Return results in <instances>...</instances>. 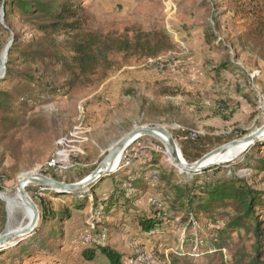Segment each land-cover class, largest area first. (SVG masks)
Wrapping results in <instances>:
<instances>
[{
  "label": "rangeland",
  "instance_id": "1",
  "mask_svg": "<svg viewBox=\"0 0 264 264\" xmlns=\"http://www.w3.org/2000/svg\"><path fill=\"white\" fill-rule=\"evenodd\" d=\"M5 1L0 0V93L22 90L30 98L18 106L12 122L5 123L9 117L0 112L6 126L0 129L1 193L15 196L19 181L29 175L79 182L122 138L141 128H165L190 160L264 125V61L251 46H239L252 23L246 13L250 0H83L90 29L117 35L136 27L165 31L177 47L157 59L162 70L148 67L145 59L115 57L118 67L104 82L72 90L64 89V77L46 71L40 60L24 61V43H34L39 34L20 15L6 20ZM15 45L18 55L8 65ZM26 72L32 73L34 84L22 78ZM224 103L229 105L228 120L216 116ZM77 127L83 142L69 145V158L59 165L64 170L50 168L61 150L59 142L71 138ZM242 153L217 165L224 167L219 174L212 166L195 176L177 168L161 142L142 137L126 150L115 173L76 193L84 209L66 223L59 221L64 198L29 184L26 191L39 207L41 201L51 203L48 217L42 219L40 207L36 231L0 252V264H110L99 251L94 261L84 259L86 247L98 245L119 253L123 264H251L257 256L253 228L228 230L235 216L231 209L228 216L214 219L202 212L196 221L175 191L193 179L212 184L237 178L264 192V170L255 166L264 159V149ZM95 187L101 197L116 196L111 210L109 203L97 210L90 194ZM151 216L161 225L143 233L140 220ZM258 217L264 231L263 208ZM22 219L20 211L11 216L0 200V235ZM262 243L259 261L264 264V233ZM212 245L222 248L209 254L215 251L207 252ZM25 252L30 255L23 256Z\"/></svg>",
  "mask_w": 264,
  "mask_h": 264
},
{
  "label": "trees",
  "instance_id": "2",
  "mask_svg": "<svg viewBox=\"0 0 264 264\" xmlns=\"http://www.w3.org/2000/svg\"><path fill=\"white\" fill-rule=\"evenodd\" d=\"M82 1H5L6 20L10 16L20 15L25 23L32 26L33 30L39 34L38 39L34 43H24V61L36 63V60H40L46 71H52L57 78L64 77V89L92 88L97 84L100 85L118 67L115 57H121L123 61L158 59L166 53L174 51L177 47L176 43L165 31H146L141 27H136L133 30L127 29L122 35L103 34L94 31L89 26L90 15L84 7H81ZM250 3V9L246 13L248 17L252 18V23L243 37H241L239 46L242 49L247 48L248 45L251 46L252 50L257 52L259 58L264 61V0H250ZM15 47L17 45L13 46L11 50L8 65L13 63V56L18 55L13 53ZM21 48L22 46L18 47V53L22 50ZM8 75H11L10 70ZM22 78L30 84H34L36 81L31 72H26ZM30 84L27 83V85ZM55 90L58 91L59 89ZM0 96L3 98L0 101V112L9 117L5 120L6 123L8 121L12 122V116L16 114L18 106L27 103L30 93L25 95L22 90H16L13 95L12 93L2 92ZM245 98L250 103L252 102L251 99ZM228 106L227 103H224L223 107H220V110L216 113V116H221L228 120L229 118L225 114ZM5 123L0 120V129L6 128V126L2 125ZM258 148L264 149V140L253 147H249V150H257ZM212 149L187 161L194 162ZM245 156H249V153ZM255 162L256 168L264 170V159L256 160ZM235 164H239L238 161ZM223 168V166H216L211 170L218 169L216 174H219ZM207 171L205 170L202 174H207ZM53 178L57 179L55 176ZM58 181L77 183L59 179ZM197 184H200V186L197 187ZM97 189L99 187L93 188L90 193L92 198L97 200L95 204L97 210L107 203L110 204L108 209L111 210V201L116 196L112 193L109 196L101 197L97 193ZM175 191L178 199L182 201V208H187L189 215L196 221H198V217L202 212L214 219L215 216H228L227 210H233L235 216L230 217L228 230L246 229L250 231L253 228L257 237V256L251 261V264H263L259 261L263 244V220L258 217V208L264 209L263 191L252 189L244 180L237 178L212 184H201L198 179H193L189 185L176 186ZM52 194L57 197L62 196L65 200V208L61 216H59L61 223L69 222L75 212L83 211L84 203L80 199L75 198L77 197L76 193L61 194L52 192ZM90 194L82 193L81 195L88 199ZM71 198L74 200H71ZM40 207L42 219L45 221L48 217L51 203L41 201ZM193 213H195L194 216ZM160 225L161 221L156 216L140 220V228L146 234L153 233ZM217 247L219 250L216 249ZM212 248L215 251L209 254L218 253L222 247L220 245H212L207 249V252ZM5 249L0 248V252ZM97 251L104 255L110 264H123L119 253L110 247L101 245L95 248L86 247L83 252L84 259L94 261L97 257ZM29 255V252L23 254L25 257Z\"/></svg>",
  "mask_w": 264,
  "mask_h": 264
},
{
  "label": "water",
  "instance_id": "3",
  "mask_svg": "<svg viewBox=\"0 0 264 264\" xmlns=\"http://www.w3.org/2000/svg\"><path fill=\"white\" fill-rule=\"evenodd\" d=\"M3 75L4 72L1 70L0 79L3 77ZM142 137H150L161 142L168 150V153L173 159L177 168H179L184 173L195 175L203 173L205 170L212 166L223 165L232 162L228 161L226 163H216L213 165H208L209 160H211L212 158L242 146L245 147V152L249 147L256 145L264 140V125L256 129L252 134L246 137L232 140L212 149L194 162H189L186 159H181L178 147L176 146L172 134L165 128L145 127L135 130L126 137L122 138L113 148L109 150L108 154L98 165V167L80 182L64 183L44 175L26 176L19 181L18 191L22 195L24 201L32 206L34 211L33 217L30 223L24 229L12 230L3 235H0V248L13 246L17 241L32 235L38 228L39 222L41 220V211L40 207L32 200V198L26 191V188L29 184H34L42 187L44 190H49L61 194L81 192L82 190L92 187L104 177L110 176L111 174L115 173L116 162L119 159H122L126 150Z\"/></svg>",
  "mask_w": 264,
  "mask_h": 264
},
{
  "label": "bare ground",
  "instance_id": "4",
  "mask_svg": "<svg viewBox=\"0 0 264 264\" xmlns=\"http://www.w3.org/2000/svg\"><path fill=\"white\" fill-rule=\"evenodd\" d=\"M176 146H177V144H176ZM178 150H179V148H178ZM244 150H245L244 146L232 149V150H230L224 154H220V155L212 158L211 160H209L208 165L209 164L213 165L216 163H226L228 161H233L234 159L237 158L238 154L244 152ZM179 153H180L181 159L185 160L180 151H179ZM121 160L122 159H119L116 162V165H115L116 171L120 167ZM0 200L5 202L7 209H8V212L11 216H13V214L16 211H20L22 213V216H23L22 221L20 223H18L15 227L11 228L10 230L12 231V230L24 229L25 227H27V225L30 223V221L33 217L34 211H33L32 206L30 204H28L26 201H24L20 192H18V194H15V196H9V195H6V194L0 192Z\"/></svg>",
  "mask_w": 264,
  "mask_h": 264
},
{
  "label": "built area",
  "instance_id": "5",
  "mask_svg": "<svg viewBox=\"0 0 264 264\" xmlns=\"http://www.w3.org/2000/svg\"><path fill=\"white\" fill-rule=\"evenodd\" d=\"M157 59H149L148 62H147V65L148 67L150 68H155ZM157 69H160L162 70L164 68L163 65H159L156 67ZM80 130H81V127H77L74 131V133L71 135V138L69 139H63L59 142V145L61 146V150L57 153V156L55 159H53L50 164H49V167L50 168H56V167H59V165L61 163H63L64 161L68 160L69 158V155L67 153V148L69 147V145L71 143H82L83 141H81V139L79 138L80 137ZM82 134V132H81ZM59 169H62L64 170V167H59Z\"/></svg>",
  "mask_w": 264,
  "mask_h": 264
}]
</instances>
